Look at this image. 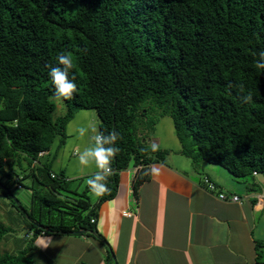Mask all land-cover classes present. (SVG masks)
<instances>
[{
  "label": "trees",
  "instance_id": "obj_1",
  "mask_svg": "<svg viewBox=\"0 0 264 264\" xmlns=\"http://www.w3.org/2000/svg\"><path fill=\"white\" fill-rule=\"evenodd\" d=\"M260 51L264 0H0L2 193L11 196L1 179L14 176L6 164L21 158L32 171L16 174L17 183L32 175L46 190L41 196L45 205L56 209L63 203L56 192L67 193L69 180L51 171L48 159H39L58 136L64 143L66 125L78 110L94 109L101 131L121 135L110 192L96 205L115 196L119 172L130 167H137L135 173L142 168L140 180L132 184L136 194L148 178V165L169 153L152 152L139 136L147 113L142 104L148 100L171 117L179 153L195 170L213 164L244 182L264 177V72L255 67ZM61 52L74 57L69 78L77 92L62 101L65 112L55 116L46 65H55ZM249 92L253 100L242 103L240 97ZM202 179L206 191L228 195L208 175ZM83 191L82 202L71 211L79 207L87 213L75 225L40 227L32 219L34 231L27 234L86 230L106 244L90 223L87 186ZM13 206L24 209L20 202ZM8 230L0 223V243ZM0 264L32 263L20 250L0 252Z\"/></svg>",
  "mask_w": 264,
  "mask_h": 264
},
{
  "label": "crops",
  "instance_id": "obj_2",
  "mask_svg": "<svg viewBox=\"0 0 264 264\" xmlns=\"http://www.w3.org/2000/svg\"><path fill=\"white\" fill-rule=\"evenodd\" d=\"M75 130L71 128L70 133ZM80 144L77 140L76 146ZM50 154L44 152L39 160L46 161ZM77 164L79 172L91 171ZM152 166L158 167L160 174H149L138 182L136 194L132 184L140 180L142 168L134 173L131 167L119 172L113 198L96 205L99 198L86 193L92 212L89 218L96 217V230L106 244L86 230L47 232L26 237L28 241L11 253L24 250L32 264H264V177L255 175L252 181L244 182L213 164L197 171L182 155L170 162L165 158L151 163L147 170ZM55 168L53 172L66 179L77 174L67 165ZM203 175L228 195L241 197V202L223 201L206 191L201 182ZM88 178L68 183L67 193L56 192L63 203L48 209L44 225L72 226L86 215L87 211L79 207L74 211L71 208L82 199ZM35 198L32 194V202ZM43 208L40 202L39 209ZM33 231L31 227L28 230ZM41 236L50 237L51 245L40 247Z\"/></svg>",
  "mask_w": 264,
  "mask_h": 264
},
{
  "label": "rangeland",
  "instance_id": "obj_3",
  "mask_svg": "<svg viewBox=\"0 0 264 264\" xmlns=\"http://www.w3.org/2000/svg\"><path fill=\"white\" fill-rule=\"evenodd\" d=\"M154 100H148L146 103L142 104V109L147 113L143 118L145 126L141 123L138 128L139 136L142 140L149 143L155 142L159 145L160 150H169V153L164 156L169 162L178 158L180 155V143L177 137L174 134V125L170 116L161 115V108ZM57 110L55 116H60L65 112L62 101L56 100ZM92 125H95L97 128L99 126V118L94 109H81L78 110L73 119L70 121L69 125H66L64 138V143L60 142V137L58 136L52 146L50 147V156L48 157V165L51 171H57L55 165H67L70 171L77 173L74 176L69 175L67 179L69 184L80 183L81 180L90 177L97 170L95 164L88 166V169L91 170L87 172V169L84 171H78V157L76 153L82 151L85 147H89L93 144L90 137L92 135L91 131L84 136L79 137L78 133L71 134V128L77 129L80 126L91 128ZM144 127V128H143ZM68 128V129H67ZM81 142L80 146H76V141ZM61 149L62 151H60ZM176 151V152H175ZM178 151V153H177ZM55 153H58L56 158H54ZM70 158V161H69ZM10 163L6 164V170L9 168L14 172L12 180L7 178H2L1 182L4 183L11 192V196L7 197L2 193V188L0 187V223L9 228L8 232L3 236L2 243H0V252H14L18 249L23 243L25 244L28 240L26 237H32L33 234H26L30 227L32 226V219L34 222L41 223L40 227L43 226L45 219L48 215L49 208L41 200V196L46 191L43 189V185L35 180V177L32 175L28 178L22 179L21 184L17 183V177H21L26 173H29V167L27 166V161L22 160L21 158H13L9 160ZM10 164V165H9ZM34 172H37L34 170ZM16 174L18 175L16 177ZM66 178V177H65ZM35 193L36 198L32 202V194ZM92 199V195H89ZM15 204L21 203L24 209H17L13 206ZM44 205L43 209H39V203ZM51 214V213H50ZM39 217L40 220H39ZM35 227V226H33ZM28 235V236H27ZM12 238L14 241H10Z\"/></svg>",
  "mask_w": 264,
  "mask_h": 264
},
{
  "label": "clouds",
  "instance_id": "obj_4",
  "mask_svg": "<svg viewBox=\"0 0 264 264\" xmlns=\"http://www.w3.org/2000/svg\"><path fill=\"white\" fill-rule=\"evenodd\" d=\"M57 63L55 65L49 64L48 75L51 79L52 86L54 88V97L56 100H70L77 92V85L74 82V78H69V72L75 67V60L71 53H59L56 57ZM256 69L264 72V51H260L258 59L255 64ZM231 87V85H230ZM240 90L243 91V85H240ZM242 103H249L253 100L252 93L242 95L240 97ZM89 130L92 135L90 137L93 144L89 147H85L82 151L76 153L79 164L88 167L91 164H95L97 171L85 181V184L89 192L98 198H101L110 192L108 187L109 178L115 173L113 168V161L120 152V148L117 145V141L121 139L119 132L113 130L105 134L95 125H92L89 129L85 126L78 127L75 131L79 137H84ZM142 151H148L149 149H141ZM150 150L152 152L159 151V145L155 142L151 143ZM159 175L160 169L156 166L149 168L145 175ZM51 238L41 236L38 240L40 247H48L51 245Z\"/></svg>",
  "mask_w": 264,
  "mask_h": 264
},
{
  "label": "built area",
  "instance_id": "obj_5",
  "mask_svg": "<svg viewBox=\"0 0 264 264\" xmlns=\"http://www.w3.org/2000/svg\"><path fill=\"white\" fill-rule=\"evenodd\" d=\"M137 170V167H135L133 169V172L135 173ZM202 183H207V180L206 179H202L201 180ZM210 188L212 189L213 186L211 184H209ZM219 199L220 200H223V201H231V202H241V197H239L238 195H235V194H230V195H226V194H219ZM97 221H96V217H92L90 218V223L91 224H95Z\"/></svg>",
  "mask_w": 264,
  "mask_h": 264
},
{
  "label": "bare ground",
  "instance_id": "obj_6",
  "mask_svg": "<svg viewBox=\"0 0 264 264\" xmlns=\"http://www.w3.org/2000/svg\"><path fill=\"white\" fill-rule=\"evenodd\" d=\"M131 215V214H130ZM32 235V234H31Z\"/></svg>",
  "mask_w": 264,
  "mask_h": 264
}]
</instances>
